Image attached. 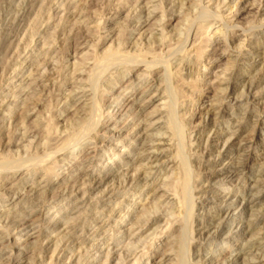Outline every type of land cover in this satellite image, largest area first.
Segmentation results:
<instances>
[{"label":"rangeland","instance_id":"obj_1","mask_svg":"<svg viewBox=\"0 0 264 264\" xmlns=\"http://www.w3.org/2000/svg\"><path fill=\"white\" fill-rule=\"evenodd\" d=\"M203 263L264 264V0H0V264Z\"/></svg>","mask_w":264,"mask_h":264},{"label":"bare ground","instance_id":"obj_2","mask_svg":"<svg viewBox=\"0 0 264 264\" xmlns=\"http://www.w3.org/2000/svg\"><path fill=\"white\" fill-rule=\"evenodd\" d=\"M249 83H250V84L247 85V91H248V89L250 90V89L253 87V85H255V82H252V81H251V82H249ZM254 88H255V87H254ZM144 130H145V129H144ZM22 139H23V138H22ZM177 146H178V145H177ZM152 159H153V158H152ZM246 161H247V160L243 158V163H242L243 165H242V168L244 167ZM139 171H140V170H139ZM261 174H263V173H261ZM137 179H138V178H137ZM99 183H101V182H99ZM96 184H97V183H96ZM190 192H191V191H190ZM186 198H187V196H186ZM186 201H187V200H186ZM188 201H189V200H188ZM249 202H250V201H249ZM247 203H248V202H247ZM220 221H221V220H220ZM129 226H130V225H129ZM207 227H208V226L205 225L204 228H207ZM128 232H129V231H128ZM212 233H213V232H212ZM130 234H131V233L129 232V236H130ZM209 235H211V234H209ZM209 235H208V236H209ZM208 236H207V237H208ZM136 242H137V241H136ZM136 244H137V243H136ZM203 264H204V263H203ZM224 264H225V263H224Z\"/></svg>","mask_w":264,"mask_h":264}]
</instances>
